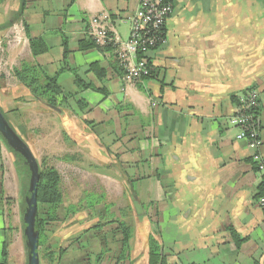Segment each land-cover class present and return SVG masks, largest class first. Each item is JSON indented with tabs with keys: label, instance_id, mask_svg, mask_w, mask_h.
<instances>
[{
	"label": "crops",
	"instance_id": "0c3cea01",
	"mask_svg": "<svg viewBox=\"0 0 264 264\" xmlns=\"http://www.w3.org/2000/svg\"><path fill=\"white\" fill-rule=\"evenodd\" d=\"M171 2L165 40L148 56L156 77L132 86L114 48L81 44L93 42L88 27L103 14L128 41L139 0H0V110L37 161L55 145L56 158L106 195L112 218L127 214L130 259L118 263L120 235L105 227L85 234L99 251L80 264H149L150 238L164 264H264V172L230 123L239 98L258 90L264 158V0ZM34 40L47 51L34 56ZM23 66L57 78L67 104L35 99L15 75ZM16 168L0 135V262L6 250V264H28Z\"/></svg>",
	"mask_w": 264,
	"mask_h": 264
},
{
	"label": "trees",
	"instance_id": "16d2710c",
	"mask_svg": "<svg viewBox=\"0 0 264 264\" xmlns=\"http://www.w3.org/2000/svg\"><path fill=\"white\" fill-rule=\"evenodd\" d=\"M89 48H97L99 49L93 42H84L81 44V50H88ZM108 48V47H107ZM31 49L34 56L41 55L47 51V48L44 44L39 41L31 42ZM118 58V57H117ZM119 61V60H118ZM150 63L151 60L149 59ZM152 65V64H151ZM156 70L152 71L146 78L156 77ZM16 77L19 79L21 83H23L27 88L32 91L35 99L41 101L46 106L53 110H59L67 104V97L64 96L61 87L58 85L57 78H47L40 75L38 69L36 67L31 66H23L22 70H18L15 72ZM78 84L81 86L82 83L79 80ZM79 108L83 111L86 109V104L83 102L78 103ZM85 106V107H84ZM254 120L259 124V109L255 112ZM9 148V147H8ZM12 153L15 154L17 158V166L19 168V172L23 175V185L25 196L29 197V185L31 173L27 165H25V160L19 154H16L11 148H9ZM62 182L61 175L59 171L55 167L43 165V168L40 167V181L38 183L37 188V202H38V212L36 218V226L35 230L39 234V253H41L42 249L45 252V257L49 259L51 264H57L58 256L61 258L63 254H66L72 245H77L80 242L79 235L71 240L69 246L67 248H59V251L53 252V245L47 246V242L49 241V235L55 236L56 230L52 228L50 233L48 234V228L53 225V223L59 220V216L57 215V211L63 203V194L60 189V185ZM93 196V195H92ZM88 198V195L84 198L83 201V210L89 209L88 203H86L87 199L92 200V203L97 204L99 206L101 199L104 200L105 196L99 195L98 198ZM107 206V205H106ZM27 203L24 204V213L26 212ZM111 208V206H110ZM106 210V207H104ZM78 209L75 207H70L67 209L65 213V217L68 218L72 215H76ZM98 214L100 215V222L98 225L88 229L83 232L81 235H85L90 233L91 231H103L105 227L113 226L108 234L120 235L121 240L119 241L121 246V251L118 257V263L122 261H127L130 259L131 252V241L133 239V227L130 224L119 222L118 219H114L110 216V212L106 213L105 216L104 210L99 209ZM104 217V218H103ZM106 241V240H105ZM77 243V244H75ZM55 245V244H54ZM109 249L105 247V250L101 254L104 256ZM57 254V256H56ZM7 251L5 250L3 253V257L1 259L0 264H6L7 261ZM57 257V258H56ZM99 261L101 260L98 258ZM149 264H164L162 261V257L160 254V245L152 238L149 240Z\"/></svg>",
	"mask_w": 264,
	"mask_h": 264
},
{
	"label": "built area",
	"instance_id": "2783aa9c",
	"mask_svg": "<svg viewBox=\"0 0 264 264\" xmlns=\"http://www.w3.org/2000/svg\"><path fill=\"white\" fill-rule=\"evenodd\" d=\"M172 11L171 0H139V9L130 17L132 29L128 41L120 40L108 14L94 18L87 35L98 48L115 49L123 70V78L127 84L133 86L155 70L148 56L164 42L166 23ZM259 107V91L248 90L239 98L237 112L230 123L239 129L237 139L246 141L249 148L257 152L254 161L259 171L264 172V158L258 152L262 146L260 125L254 120ZM259 204L264 208V195Z\"/></svg>",
	"mask_w": 264,
	"mask_h": 264
},
{
	"label": "rangeland",
	"instance_id": "374dc122",
	"mask_svg": "<svg viewBox=\"0 0 264 264\" xmlns=\"http://www.w3.org/2000/svg\"><path fill=\"white\" fill-rule=\"evenodd\" d=\"M22 68L20 70H22ZM35 133L37 134L38 131H36ZM23 141L25 142V140ZM55 151H56L55 145H49L47 148V153L44 152L40 155L37 154L39 157V161H38L39 167L43 168V165L45 164L50 167H55L59 171L62 178L60 189L63 194V203L60 206L59 210L57 211L59 220L53 223V225H51V227L48 228V234L53 228L56 230L57 236L56 234L55 236L49 235L50 239L47 242V246L53 245V252L54 251L58 252L59 248H63V249L67 248L71 240L74 239L75 237H78L79 235L80 242L78 244L75 243L77 244L75 246L72 245L70 247V250L66 254H63L61 258H59L58 256L57 264H67L66 263L67 261H71L72 263L70 262V264H80V262L84 263L83 257H86L87 254H89L90 252L98 253L99 251L98 247L96 246L97 245L96 240L90 239L89 235L86 236L87 234L81 235L83 232L92 228L94 222H97L98 218L95 220L93 219L94 216L100 217V215L98 214L99 210L96 209L97 204H94L92 203V200L87 199L86 203H88L89 209L83 210V204L85 203V201L83 200L87 195L88 198H90V196L92 195H93L92 198H98L97 196L102 195L104 193L102 192L97 194L92 193L90 188V185H92V179L90 177L85 176V174L83 175L82 172H80V170L82 169L77 164H70L67 161L64 162L56 158V155L53 154ZM48 154L53 156H49ZM18 171L20 170L19 169L17 170L16 168L17 176H19ZM101 202L102 204H100V207L101 208L103 207L104 210L103 216H105V213L108 212L112 213L113 208H110L111 203L108 202L106 198H104V200L101 199L100 203ZM117 205L119 206V204ZM73 206L75 207V209H78V212L76 213V215H72L66 218L65 213L67 212V209ZM104 207H106V210L104 209ZM119 211L121 212L118 217L119 222L127 223L124 220V217L127 214L123 213L124 210L119 209ZM119 211L117 208H115L113 213H118ZM92 215L93 217H91ZM112 227H114V225L108 226L105 229V231L107 229L108 230L111 229ZM100 232L102 234L104 230L97 231L95 233H100ZM115 245L116 248H114V255L117 256L120 254L121 246L118 243H115ZM43 251L44 249H42L41 253H39L41 264H51L49 262V259H47L44 256L45 252ZM89 258L92 261L91 255Z\"/></svg>",
	"mask_w": 264,
	"mask_h": 264
},
{
	"label": "water",
	"instance_id": "95a60500",
	"mask_svg": "<svg viewBox=\"0 0 264 264\" xmlns=\"http://www.w3.org/2000/svg\"><path fill=\"white\" fill-rule=\"evenodd\" d=\"M0 135L16 154L24 158L25 164L31 173L29 192L27 198V209L24 214L25 237L28 249V264H41L39 255V234L35 230L36 218L38 212L37 188L40 181L39 163L31 151L30 147L11 127L3 112L0 110Z\"/></svg>",
	"mask_w": 264,
	"mask_h": 264
}]
</instances>
